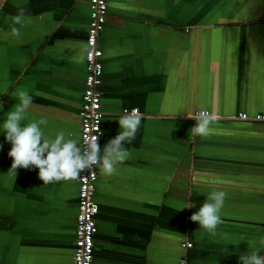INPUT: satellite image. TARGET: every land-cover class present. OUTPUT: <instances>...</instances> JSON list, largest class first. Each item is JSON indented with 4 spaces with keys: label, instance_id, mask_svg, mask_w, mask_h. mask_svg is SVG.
I'll return each instance as SVG.
<instances>
[{
    "label": "crops",
    "instance_id": "obj_1",
    "mask_svg": "<svg viewBox=\"0 0 264 264\" xmlns=\"http://www.w3.org/2000/svg\"><path fill=\"white\" fill-rule=\"evenodd\" d=\"M104 1L101 151L123 111L137 110L141 123L115 174L97 168L92 264L264 255V122L252 119L264 115V0ZM20 9L31 18L23 26L12 19ZM88 22V0H0V264H72L77 179L8 174L2 124L24 90L23 123L45 119L47 138L63 131L81 148ZM201 110L216 116L207 137L187 117ZM213 191L227 194L215 236L190 220Z\"/></svg>",
    "mask_w": 264,
    "mask_h": 264
},
{
    "label": "clouds",
    "instance_id": "obj_2",
    "mask_svg": "<svg viewBox=\"0 0 264 264\" xmlns=\"http://www.w3.org/2000/svg\"><path fill=\"white\" fill-rule=\"evenodd\" d=\"M12 19L14 24L20 26L31 20L23 9ZM11 34L18 38L21 35L20 28L12 27ZM18 96L20 103L7 114L2 124L5 139L12 146L8 155L13 163L8 174L16 176L17 169L35 168L39 170V179L43 184L74 181L82 172L93 173L95 168H99L102 175L111 176L116 172V165L128 158L125 143L130 144L135 139L141 123V117L135 110L119 117L120 132L105 145L103 151L98 144L99 136L90 137L86 147L81 149L77 141L65 139L63 131L58 132L54 139L47 138L41 127L47 124L45 119L23 123L32 107V97L24 90L19 91ZM187 117L196 120V125L190 130L201 137L208 136L210 126L216 120V116L206 110ZM226 195L224 191L211 192L199 211L191 215L190 220L198 223L206 233L217 235V228L223 223L220 212ZM187 207L194 205L187 204ZM261 243L264 244V241ZM239 261L240 264H264V255L259 251H252L241 255Z\"/></svg>",
    "mask_w": 264,
    "mask_h": 264
},
{
    "label": "built area",
    "instance_id": "obj_3",
    "mask_svg": "<svg viewBox=\"0 0 264 264\" xmlns=\"http://www.w3.org/2000/svg\"><path fill=\"white\" fill-rule=\"evenodd\" d=\"M88 4L89 22L86 32L85 87L79 111L81 149L86 147L90 137L99 136L100 140L103 119L101 93L98 89L103 72V65L101 63L103 53L98 47V36L106 24L107 5L104 0H88ZM135 111L137 113V110ZM123 112L125 114L132 113L133 111ZM239 118L247 120L248 117L242 114L239 115ZM252 119L256 122H264V115H255ZM96 179L97 168L93 170V173L82 172L77 179V213L75 216L72 264L93 263L94 236L97 232L95 217L99 210V206L95 201ZM190 246V244L186 245V247Z\"/></svg>",
    "mask_w": 264,
    "mask_h": 264
}]
</instances>
